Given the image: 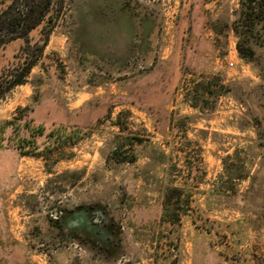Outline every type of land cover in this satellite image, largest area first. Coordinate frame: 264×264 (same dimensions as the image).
I'll return each mask as SVG.
<instances>
[{
    "label": "rangeland",
    "instance_id": "374dc122",
    "mask_svg": "<svg viewBox=\"0 0 264 264\" xmlns=\"http://www.w3.org/2000/svg\"><path fill=\"white\" fill-rule=\"evenodd\" d=\"M239 13L66 0L0 98V264H264V30L240 57ZM43 41L2 45L0 82Z\"/></svg>",
    "mask_w": 264,
    "mask_h": 264
},
{
    "label": "trees",
    "instance_id": "16d2710c",
    "mask_svg": "<svg viewBox=\"0 0 264 264\" xmlns=\"http://www.w3.org/2000/svg\"><path fill=\"white\" fill-rule=\"evenodd\" d=\"M0 3V47L16 38H22L29 44V34L38 26H41L44 34L43 44L38 46L34 57L25 61L13 79L6 84L0 82L1 98L15 85L24 83L37 58L42 54L57 17L65 9L66 0H0ZM239 9V17L232 28L240 38L237 43L240 57L248 59L252 50L248 46L243 47V42L246 37L257 33L258 26L264 30V0H239Z\"/></svg>",
    "mask_w": 264,
    "mask_h": 264
},
{
    "label": "flooded vegetation",
    "instance_id": "af4514ba",
    "mask_svg": "<svg viewBox=\"0 0 264 264\" xmlns=\"http://www.w3.org/2000/svg\"><path fill=\"white\" fill-rule=\"evenodd\" d=\"M84 221V222H83ZM102 221L99 215H96L94 218V224L97 223H101ZM88 226V223L86 222V215L84 212H81L80 216H78V220L76 222L73 223V226H76V228H78V226ZM107 224L104 223V226H106ZM85 237H87V239L95 241L96 240V244L100 242V237H104V239L106 241H109L112 239V233H111V228L110 226L101 228V231L99 232L98 229L96 228H86L85 229Z\"/></svg>",
    "mask_w": 264,
    "mask_h": 264
},
{
    "label": "built area",
    "instance_id": "2783aa9c",
    "mask_svg": "<svg viewBox=\"0 0 264 264\" xmlns=\"http://www.w3.org/2000/svg\"><path fill=\"white\" fill-rule=\"evenodd\" d=\"M228 64H229V66H233V62H232V61H231V62H229Z\"/></svg>",
    "mask_w": 264,
    "mask_h": 264
}]
</instances>
